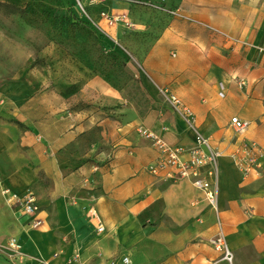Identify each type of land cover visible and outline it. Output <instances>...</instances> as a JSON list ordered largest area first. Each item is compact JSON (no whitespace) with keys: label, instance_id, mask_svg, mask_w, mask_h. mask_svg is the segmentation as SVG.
<instances>
[{"label":"crops","instance_id":"crops-1","mask_svg":"<svg viewBox=\"0 0 264 264\" xmlns=\"http://www.w3.org/2000/svg\"><path fill=\"white\" fill-rule=\"evenodd\" d=\"M213 13L208 25L250 44L232 50L239 55L235 76L245 79V92L229 74L218 81L226 89L223 101L216 98V83L206 92L192 84L182 102L194 114L196 128L222 154L217 177L208 178L217 211L206 192L189 181L170 182L146 169L157 153L134 133L138 125L171 145L194 143L192 131L170 106L167 119L152 111L148 117H155L157 125L138 122L134 129L109 128L105 121L96 127L91 120L73 126L57 122L51 131H38L50 155L43 144H31L22 148L26 159L0 160V238L21 245L19 251L6 246L12 264H108L112 259L121 264L123 256L132 264H228L211 243L220 231L232 264H264V166L243 175L229 157L240 140H256L264 149V108L256 107L264 94V52L259 49L264 48V0H214ZM196 28L187 32L212 38L205 28ZM233 116L249 122L236 140L226 129ZM159 124L165 126L163 134ZM25 140L26 145L31 141ZM208 169H202L204 175ZM10 194H31L37 212L24 214L8 201ZM98 222L102 232H97Z\"/></svg>","mask_w":264,"mask_h":264},{"label":"rangeland","instance_id":"rangeland-1","mask_svg":"<svg viewBox=\"0 0 264 264\" xmlns=\"http://www.w3.org/2000/svg\"><path fill=\"white\" fill-rule=\"evenodd\" d=\"M213 12L214 0H0V160L26 159L22 148L31 144H43L50 155L38 131H51L57 122L157 125L148 117L152 111L159 110L160 120L172 113L160 88L189 111L182 102L192 84L206 92L217 83L221 102L226 89L218 81L230 74L245 92V79L235 76L239 55L232 50L250 44L208 25ZM189 27L205 28L212 38L191 35ZM256 104L264 108V94ZM190 113L193 122L186 124L194 135L198 129ZM158 129L166 132L162 124ZM226 129L232 140L243 132L231 124ZM249 141L257 142L238 144ZM6 240L0 238V264H12L5 251L12 239Z\"/></svg>","mask_w":264,"mask_h":264},{"label":"built area","instance_id":"built-area-1","mask_svg":"<svg viewBox=\"0 0 264 264\" xmlns=\"http://www.w3.org/2000/svg\"><path fill=\"white\" fill-rule=\"evenodd\" d=\"M159 91L165 97L171 109L182 116L183 120L191 126L193 122L192 115L187 108L182 106L180 100L176 96L170 95L163 88H160ZM223 94V92L219 93L220 97ZM229 120L236 132L244 131L249 125L247 121L239 119L238 117L233 116ZM137 133L142 138L149 140L157 153L155 159L146 166L150 175L170 182H177L179 180L189 181L196 189L206 192L205 197H207V201L213 210L215 212L217 211V197L215 196V191L211 188V182H209L208 178L217 177L218 166H216V163L221 153L212 148L205 136L197 130L194 134V144L192 146H184L180 144L171 145L143 126H138ZM230 157L234 166L243 175L254 172L259 173V170L263 166L264 149L255 141L242 142L233 149ZM208 166L211 168L204 175L202 169ZM8 201L12 205L20 207L22 212L29 216H32L38 210L31 194L22 197L16 194H10ZM92 216L97 218L95 212H92ZM37 224L34 223L33 225L36 226ZM102 231L103 227L101 222H98L97 232ZM211 243L214 250L220 254L219 257L224 261L226 260L228 264H232L234 259L233 254L221 231L211 240ZM8 247L13 251H19L21 249V245L14 240L9 242ZM117 262V260L112 259L108 264H117ZM120 262L121 264H132L128 256L121 257Z\"/></svg>","mask_w":264,"mask_h":264}]
</instances>
